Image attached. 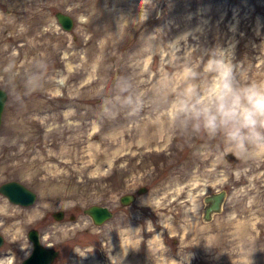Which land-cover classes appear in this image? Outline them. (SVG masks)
<instances>
[{"label":"rangeland","instance_id":"rangeland-1","mask_svg":"<svg viewBox=\"0 0 264 264\" xmlns=\"http://www.w3.org/2000/svg\"><path fill=\"white\" fill-rule=\"evenodd\" d=\"M215 48L242 83H264V0H0V184L37 196L0 194V264L30 253L32 227L53 264H264V148L237 155L177 110ZM95 204L113 212L99 226L83 213Z\"/></svg>","mask_w":264,"mask_h":264},{"label":"clouds","instance_id":"clouds-1","mask_svg":"<svg viewBox=\"0 0 264 264\" xmlns=\"http://www.w3.org/2000/svg\"><path fill=\"white\" fill-rule=\"evenodd\" d=\"M233 60L229 50H207L202 60L208 74L206 85L197 82L196 76L189 77L192 83L176 104L187 118L186 129L219 138L243 156L250 148H264V83H242Z\"/></svg>","mask_w":264,"mask_h":264},{"label":"water","instance_id":"water-1","mask_svg":"<svg viewBox=\"0 0 264 264\" xmlns=\"http://www.w3.org/2000/svg\"><path fill=\"white\" fill-rule=\"evenodd\" d=\"M55 18L60 24L63 30L70 31L73 28L74 21L73 18L66 14L57 11L55 13ZM7 98V93L3 89H0V123L1 115L4 109L5 101ZM145 191L144 187L138 190V194ZM0 193L5 195L10 202L19 204L22 206H28L34 203L36 199V194L26 188L21 183L16 181H9L0 185ZM226 192L224 190L211 194L205 197L204 201L206 207L203 212V219L209 221L213 213H217L221 210V205L224 200ZM135 199L132 194L122 195L119 199L122 205H129ZM85 214L91 217L95 225H101L105 221L112 217V212L106 206L101 205H91L83 210ZM64 213L63 211H57L52 214L55 220H61ZM72 219V217H70ZM28 238L31 240L33 248L30 255L25 258L21 264H51L55 258L58 256V251L53 248L45 247L41 244L39 240V234L36 229H31L28 232ZM3 243V238L0 235V245Z\"/></svg>","mask_w":264,"mask_h":264},{"label":"bare ground","instance_id":"bare-ground-1","mask_svg":"<svg viewBox=\"0 0 264 264\" xmlns=\"http://www.w3.org/2000/svg\"><path fill=\"white\" fill-rule=\"evenodd\" d=\"M159 129L157 128V126H156V129H155V131H154V134H155V136L158 134V133H160V131H158ZM158 131V132H157ZM165 133V132H164ZM154 134H152V133H150V135H149V137H150V140L152 139V137L154 136ZM158 136V135H157Z\"/></svg>","mask_w":264,"mask_h":264}]
</instances>
